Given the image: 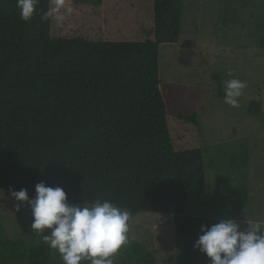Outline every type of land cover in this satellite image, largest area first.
<instances>
[{
  "label": "trees",
  "instance_id": "1",
  "mask_svg": "<svg viewBox=\"0 0 264 264\" xmlns=\"http://www.w3.org/2000/svg\"><path fill=\"white\" fill-rule=\"evenodd\" d=\"M50 8L39 0L25 22L17 0H0V219L16 211L10 188L34 198L42 181L73 204L183 215L207 191L209 167L197 115L171 112L162 90L160 47L179 42L183 0L152 1L144 40L54 37ZM56 252L31 245L28 262L55 264ZM122 253L123 264L154 259L139 241Z\"/></svg>",
  "mask_w": 264,
  "mask_h": 264
},
{
  "label": "rangeland",
  "instance_id": "2",
  "mask_svg": "<svg viewBox=\"0 0 264 264\" xmlns=\"http://www.w3.org/2000/svg\"><path fill=\"white\" fill-rule=\"evenodd\" d=\"M152 1L66 0L73 11L62 10L60 20L52 16L53 36L144 40L153 28ZM263 35L264 0H183L179 42L160 47L162 90L171 112L197 115L209 163L207 191L193 196L180 216L131 215L125 246L141 242L154 257L149 264H187L188 255L197 264H211L193 247L204 224L231 217L242 230L248 222L264 228ZM232 78L247 84L239 107L224 99L226 82ZM32 220L27 203L20 212L0 219V264H29V247L47 245L43 236L31 231ZM122 249L114 264H123ZM53 256L60 264V253Z\"/></svg>",
  "mask_w": 264,
  "mask_h": 264
},
{
  "label": "clouds",
  "instance_id": "3",
  "mask_svg": "<svg viewBox=\"0 0 264 264\" xmlns=\"http://www.w3.org/2000/svg\"><path fill=\"white\" fill-rule=\"evenodd\" d=\"M39 0H17L20 18L30 22L36 14ZM42 17L48 19L62 10L73 11L66 0H54ZM231 76L232 74L229 73ZM246 82L232 78L226 82L225 103L239 107V98L244 94ZM11 191L18 202L27 203L32 212L31 231L43 236L44 243L57 250L64 264H114V257L128 242L131 213L109 200L97 199L93 203L73 204L66 191L59 186H48L40 182L35 186L36 195L30 198L27 189ZM242 230L231 217L224 218L211 226L201 225V234L195 241L194 249L206 254L211 264H264V228L248 222ZM45 232L48 234L45 235Z\"/></svg>",
  "mask_w": 264,
  "mask_h": 264
}]
</instances>
